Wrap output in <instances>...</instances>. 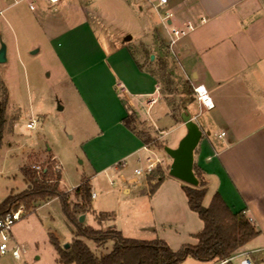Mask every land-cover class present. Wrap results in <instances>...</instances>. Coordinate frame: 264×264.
<instances>
[{"label": "rangeland", "instance_id": "rangeland-1", "mask_svg": "<svg viewBox=\"0 0 264 264\" xmlns=\"http://www.w3.org/2000/svg\"><path fill=\"white\" fill-rule=\"evenodd\" d=\"M13 3V0H0V11L6 9L0 15V48L2 44L7 47V61L0 64V106L7 102L0 150V204L8 196L28 188L23 168L40 173L53 167L62 174V191L73 194V189L88 179L96 194L92 211L113 214L112 220L99 225L96 215L88 213L89 225L115 229L131 239H164L173 250L183 244H197V239L187 234L192 223L185 213L193 215L199 223L202 220L188 207L183 188L186 184L175 182L169 175L172 159L164 150L166 144L177 146L183 129L178 130L177 125L164 117L158 120L161 109L167 108L161 97L174 104L177 113L181 112L179 107L185 99L198 102L195 87L183 76L170 45L169 32L173 27L161 22L160 14L164 16L165 11L157 12L149 4L153 25L168 33L160 37L155 33L151 38L143 33L141 20L136 16L138 10L126 0H61L56 6L42 1L36 12L29 11L24 4L12 6ZM49 19L64 20L66 33H47L45 24ZM92 35L101 43L110 42L103 64L100 61L97 65L101 58ZM130 38L132 41H128ZM123 42H130L131 49L118 47ZM140 43L147 46L144 66L160 82L161 94L154 93L160 102L150 114L146 111L147 98H143V107H137L140 118L148 121L138 120L151 141L147 150L136 152L130 134L118 119L117 106L108 97V89L113 77L121 81L116 76L120 70L141 85L142 81L132 76L127 63L131 61L129 54L141 60L142 56L134 51ZM33 49L39 52L32 55ZM167 89L173 96L168 95ZM117 94L122 105L123 96L119 91ZM201 109L198 104L191 105V112L199 115V122L209 114L205 108ZM32 120L35 126L29 129L27 125ZM159 130L167 134L162 138ZM216 134L220 135L219 131ZM147 158L160 159L162 163L152 173L137 176L135 169L145 168ZM57 165L59 171L55 169ZM103 167L108 168L102 172ZM165 174L168 177L160 180ZM134 178L138 179L137 183L131 182ZM127 186L130 194L123 191ZM211 200L208 197L206 207ZM12 233L13 244L23 248L21 258L31 264H61L50 234H55L63 247L76 239L59 199L43 203L31 212L24 211ZM84 241L98 256L110 253L115 244L109 241L99 248L93 241ZM11 257V253L2 256ZM262 257L263 254L256 255V264H264L260 261ZM183 264L218 262L189 257ZM233 264H239V260Z\"/></svg>", "mask_w": 264, "mask_h": 264}, {"label": "crops", "instance_id": "crops-1", "mask_svg": "<svg viewBox=\"0 0 264 264\" xmlns=\"http://www.w3.org/2000/svg\"><path fill=\"white\" fill-rule=\"evenodd\" d=\"M126 1L133 9L138 10L136 16L141 20L145 35H150L151 38L155 33L159 37L168 35L164 29L153 25L150 3L145 0ZM166 9L174 14L169 21L172 27L184 28L188 22L196 26L194 31L177 41L173 51L183 76L194 87L203 86L214 107L209 109L199 100L189 101L181 112V118L176 120L172 116L170 103L161 97L167 108L161 109L158 120L164 117L177 125L178 130L183 129L177 146L187 134L183 116L189 115L198 123L203 137L195 151V166L201 169L207 182L208 192L204 205L206 206L208 197L212 199L219 193L234 213L244 212L260 232L239 253L264 250V0H169ZM45 30L50 35H63L67 31L66 22L49 19ZM92 36L95 47L100 52L101 59L97 65L100 61L103 64L107 55L106 47L110 42L107 40L101 43L95 39V35ZM130 40L131 38L128 39ZM130 44L123 42L118 47L128 48ZM144 45L140 43L135 47L137 50H134L142 56L141 60L137 61L129 54L131 61L127 62L132 76L141 80V85L131 81L120 70L116 76L121 81L117 82L113 77L108 89V97L117 106L116 114L123 128H126L123 119L127 116V106L136 113L139 121L148 122L140 118L137 107H143V98H147L145 104L148 113V100L152 97L158 100L151 109L160 102L158 94H154L156 91L160 92V82L153 71L144 66V49L147 47ZM121 84L125 86L126 93L119 88ZM117 91L123 96L124 111ZM195 104L209 113L203 122H199V115L191 112V105ZM151 122L154 123L153 119ZM124 130L130 134L136 152L149 147L135 133L127 128ZM217 131L220 135L216 134ZM159 133L162 138L163 134H167L163 130H159ZM165 147L176 148L168 144ZM107 168L103 167L100 171H106ZM172 180L179 184L181 182ZM131 182L137 183L138 179L134 178ZM123 191L131 193L128 186ZM185 214L192 223L187 234L195 238L204 229V223H199L193 215ZM0 264L31 263L12 256L0 257Z\"/></svg>", "mask_w": 264, "mask_h": 264}, {"label": "trees", "instance_id": "trees-1", "mask_svg": "<svg viewBox=\"0 0 264 264\" xmlns=\"http://www.w3.org/2000/svg\"><path fill=\"white\" fill-rule=\"evenodd\" d=\"M167 91L169 96H173L169 89ZM189 101L192 100L183 101L179 107L181 112ZM6 104L0 106V150L4 139ZM170 105L172 116L179 120L181 112L177 113L174 104ZM123 124L140 137L145 145H149L151 139L148 138V133L141 129L136 113L128 106ZM194 170L200 182L199 186L185 185L183 188L190 210L198 214L204 223V229L195 236L197 244L184 245L177 251L163 239L153 241L131 239L115 229L103 230L87 222L80 223L79 218L83 214L94 213L99 225L112 220L113 214L92 211L93 192L88 179L73 189V194L62 191L60 189L62 174L55 172L53 167H47L40 173L29 167L23 168L22 172L28 182V188L20 194L8 196L0 204V218L20 207L26 212H31L43 203L59 199L76 236L70 247L66 249L54 234H50L61 264H183L189 257L202 262L220 263L238 254L243 247L255 240L260 232L244 212L234 213L219 193L213 196L210 205L206 207L204 201L208 192L207 182L199 167L195 166ZM165 177L166 174L159 178L164 180ZM84 240L93 241L99 248L109 241H114L115 244L110 253L98 256Z\"/></svg>", "mask_w": 264, "mask_h": 264}, {"label": "built area", "instance_id": "built-area-1", "mask_svg": "<svg viewBox=\"0 0 264 264\" xmlns=\"http://www.w3.org/2000/svg\"><path fill=\"white\" fill-rule=\"evenodd\" d=\"M14 3L12 6H18V5H25L29 11L31 12H36L38 10V6L42 1L48 2L50 5L56 6L58 5L61 0H13ZM149 2L152 7L157 11H165V15H161V22L163 25L166 27H172L169 24V21L172 20L174 14L170 11L167 10L166 7L169 5V0H145ZM6 11H0V15H2ZM196 29V26L192 22H188L184 28H177L173 27L171 29V32H169V36L171 39L170 45L171 47H174L179 39L182 37L187 36L189 33L194 31ZM122 91L125 90V93L127 90L125 89L124 85H120L119 87ZM203 90V91H202ZM195 92L198 95V100L207 108L212 109L214 107V104L209 97L208 92L203 86H198L195 87ZM157 98L152 97L150 100H148V114L149 110L152 108L153 105L157 103ZM35 126V121L32 120L27 127L29 129H33ZM147 150V147H145ZM146 167L145 168H136L135 169V174L137 176L143 175L144 173L150 174L152 171L157 167L158 164H161V160L156 159V161H153L151 158H147L146 160ZM125 166V164H123ZM36 169H40L39 167L34 166ZM56 171L60 170V166L55 167ZM96 194H92V198H95ZM24 213L23 207H20L16 211H11L7 213L5 216L0 218V257L5 256L7 254H12V256L15 259H20L21 258V252L23 251V248L19 246L17 243L13 244V236H12V228L13 226L22 219ZM263 254V257L260 258V261L264 263V250H257L253 252H243V253H238L231 257L228 260H224L218 264H227L229 262H234L236 259L239 260V264H256V255L257 254Z\"/></svg>", "mask_w": 264, "mask_h": 264}, {"label": "water", "instance_id": "water-1", "mask_svg": "<svg viewBox=\"0 0 264 264\" xmlns=\"http://www.w3.org/2000/svg\"><path fill=\"white\" fill-rule=\"evenodd\" d=\"M39 49H33L30 53L35 55ZM154 59V56L151 57ZM7 61V47L2 44L0 48V64ZM183 121L187 129V134L180 141L176 148L165 147L166 153L171 157L172 163L169 170V175L186 185L198 187L200 182L195 174V151L203 137V131L198 123L189 115L183 116ZM87 215L83 214L79 218L80 223H85ZM69 244L65 246L66 249Z\"/></svg>", "mask_w": 264, "mask_h": 264}, {"label": "bare ground", "instance_id": "bare-ground-1", "mask_svg": "<svg viewBox=\"0 0 264 264\" xmlns=\"http://www.w3.org/2000/svg\"><path fill=\"white\" fill-rule=\"evenodd\" d=\"M203 91V90H202Z\"/></svg>", "mask_w": 264, "mask_h": 264}]
</instances>
